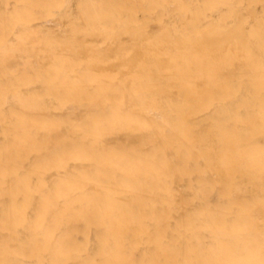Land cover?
<instances>
[{
    "label": "bare ground",
    "instance_id": "bare-ground-1",
    "mask_svg": "<svg viewBox=\"0 0 264 264\" xmlns=\"http://www.w3.org/2000/svg\"><path fill=\"white\" fill-rule=\"evenodd\" d=\"M262 158L264 0H0V264H262Z\"/></svg>",
    "mask_w": 264,
    "mask_h": 264
},
{
    "label": "clouds",
    "instance_id": "clouds-1",
    "mask_svg": "<svg viewBox=\"0 0 264 264\" xmlns=\"http://www.w3.org/2000/svg\"><path fill=\"white\" fill-rule=\"evenodd\" d=\"M63 5H56V7H62ZM261 165L262 167H264V158H262L261 160ZM262 264H264V262H262Z\"/></svg>",
    "mask_w": 264,
    "mask_h": 264
}]
</instances>
